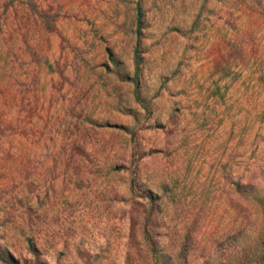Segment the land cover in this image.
Segmentation results:
<instances>
[{"label":"rangeland","instance_id":"374dc122","mask_svg":"<svg viewBox=\"0 0 264 264\" xmlns=\"http://www.w3.org/2000/svg\"><path fill=\"white\" fill-rule=\"evenodd\" d=\"M0 264H264V0H0Z\"/></svg>","mask_w":264,"mask_h":264},{"label":"trees","instance_id":"16d2710c","mask_svg":"<svg viewBox=\"0 0 264 264\" xmlns=\"http://www.w3.org/2000/svg\"><path fill=\"white\" fill-rule=\"evenodd\" d=\"M139 54H138V51L136 50L135 51V61H136V63H138L139 62Z\"/></svg>","mask_w":264,"mask_h":264}]
</instances>
